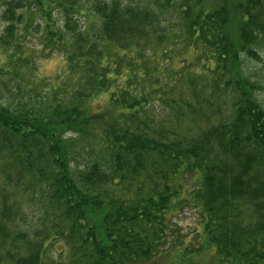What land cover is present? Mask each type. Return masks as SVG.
I'll use <instances>...</instances> for the list:
<instances>
[{
	"label": "trees",
	"instance_id": "obj_1",
	"mask_svg": "<svg viewBox=\"0 0 264 264\" xmlns=\"http://www.w3.org/2000/svg\"><path fill=\"white\" fill-rule=\"evenodd\" d=\"M39 3L63 16L45 26L62 85L16 41ZM3 5L0 264H264V104L235 71L264 47V0L234 23L215 0H90V33L77 0Z\"/></svg>",
	"mask_w": 264,
	"mask_h": 264
},
{
	"label": "rangeland",
	"instance_id": "obj_2",
	"mask_svg": "<svg viewBox=\"0 0 264 264\" xmlns=\"http://www.w3.org/2000/svg\"><path fill=\"white\" fill-rule=\"evenodd\" d=\"M79 1L80 11L76 15L73 16V25L75 31L80 32H93L95 31L94 27L96 28V24L92 26V24L96 23V19H93L92 23L87 20V10L89 9L90 0H77ZM107 1V0H105ZM121 3H129L131 1L137 0H119ZM241 0H215L216 3H220L225 5L229 9V13L232 18L235 16L233 8L240 2ZM4 0H0V36L3 34V29L5 27V22L2 20V13L5 9L4 7ZM32 4L30 10L33 12L29 16L22 14L21 23L16 25V41L18 45H21L23 48V52L31 53L34 55L36 59L38 67V72L40 73V78L45 80L49 84H57L62 85L64 82L67 81V72H66V63L64 61V56L59 50L51 49V47L45 46V34L46 28L45 26L54 24V26L61 28L63 24V16L57 10L51 9V7L47 8V12L50 11V19L48 20L43 18V14L38 11V7H41V4ZM26 9L18 10L17 14L24 13ZM47 12L45 13L47 15ZM237 15V13H236ZM234 23V18H233ZM172 25V24H171ZM173 26V25H172ZM97 28L96 30H98ZM66 36L68 37L69 34L67 31L65 32ZM231 34V32H228ZM254 50L258 54L256 59H250V57H246L244 55H240V63L237 65L235 69L236 72L243 73L244 76L250 81L257 80L260 84H257V89L255 92L260 97L259 101L264 104V47L262 48H255ZM5 53L0 49V58L1 61L4 60ZM30 55V54H29ZM191 57V55L189 56ZM175 64L173 68H178V61L175 59ZM196 65L200 64L201 62L196 61ZM202 66L200 64V68L194 67V72H202ZM263 86H262V85ZM148 85L150 88H154V85L149 81ZM106 101V96H102L95 102H92L93 109L98 110L100 107L104 105ZM96 146V142H93L92 147ZM98 146V145H97ZM96 146V147H97ZM103 147V145H102ZM101 150V148H100ZM197 217L192 214L190 211H185L183 214H180L177 219H174V223L177 224L178 228H182L183 226L186 227V231H193L194 227L196 226ZM195 264H218L216 255L213 254H205V256H201Z\"/></svg>",
	"mask_w": 264,
	"mask_h": 264
}]
</instances>
